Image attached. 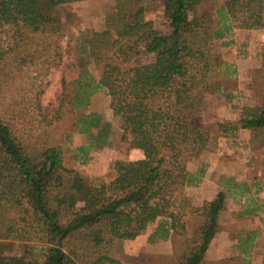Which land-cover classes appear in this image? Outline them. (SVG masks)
I'll use <instances>...</instances> for the list:
<instances>
[{
    "label": "trees",
    "instance_id": "obj_1",
    "mask_svg": "<svg viewBox=\"0 0 264 264\" xmlns=\"http://www.w3.org/2000/svg\"><path fill=\"white\" fill-rule=\"evenodd\" d=\"M84 1L0 0V244L22 246L15 255L0 248V264H133L124 242L153 224L148 242L170 238L173 256L152 264H208L225 194L187 207L183 191L202 170L190 171L183 154L203 151L213 133L234 140L244 131L249 146L264 148V45L249 76L258 104L233 105V121L207 120L204 104L210 87L231 99L238 71L221 50L236 30L264 26V0H225L203 13L197 8L208 0H159L167 32L147 20L148 0H113L115 25L63 47L72 38L71 6ZM42 66L35 79L60 71V92L47 106L41 85L18 84ZM73 69L78 75L68 80ZM97 92L120 112V142L143 158L118 164L108 181L86 183L65 166L63 148L74 134L85 136L73 150L85 166L111 145V124L91 109ZM18 97L28 102L20 106ZM29 114L42 130L26 139L19 123ZM56 129L60 136L50 140ZM242 186V195H264V181ZM248 200L246 208L264 214V200Z\"/></svg>",
    "mask_w": 264,
    "mask_h": 264
},
{
    "label": "rangeland",
    "instance_id": "obj_2",
    "mask_svg": "<svg viewBox=\"0 0 264 264\" xmlns=\"http://www.w3.org/2000/svg\"><path fill=\"white\" fill-rule=\"evenodd\" d=\"M224 2L225 0L217 2L208 0L197 8V12H213ZM146 7L147 20L151 21L156 28L167 32L168 16L161 2L159 0H148ZM71 11L73 23L70 28V36L72 38H68V40L64 39L62 42L63 47L66 46L68 41L71 40L72 42V39L79 40L81 36L86 35L90 31L104 30L116 23L113 0L78 2L71 6ZM2 34L3 31L1 32ZM232 39L234 44L223 48L221 53L225 60L234 63L237 67V87L231 94L230 100H226L222 96L215 94L211 87L207 89L204 103L205 118L207 120L233 121L238 115L237 111L232 108L233 105H255L259 103V97L250 87L249 76L251 71L261 64V50L264 45V26L255 27L250 31L237 30ZM146 60L147 57L141 58L140 62L144 63ZM44 69V66H42L38 71H26L22 80L18 81V84L34 83L36 86L41 85L39 101L42 105L47 106L60 92V71H53L50 74L48 72L46 76L35 79ZM77 75L78 70L73 69L67 73V79L73 80ZM17 102H19L20 106H23L28 101L27 99L23 101L18 97ZM91 109L102 113L104 119L111 124V145L96 151L93 161L85 166H81L73 160V150L85 142V136L74 134L70 142L71 145L63 148L65 166L76 170L81 179L86 183H91L96 178L108 181L114 177V170L118 164L137 160L138 158L136 149H131L126 144L120 142V127L122 125L120 112L118 109L110 107L109 98L103 92H97L91 97ZM35 119L29 114L26 123H19V127L23 130L22 133L26 136V139L37 136L40 133L41 128ZM43 130H46L45 133H48L46 135L49 140V128H43ZM50 133V140L58 139V136H60V131L57 129L50 130ZM249 139L250 135L244 131L240 132L234 140L225 139L213 133L203 151L196 152L190 149L183 154L187 168L195 172L198 166L202 167L205 165L204 170L212 166V169L215 171L214 178H223L227 177V174H231V176L239 180L237 182L239 183L238 189L235 190L239 193L243 188V184L246 186L252 184L255 180L264 181V148L255 149L249 146ZM183 194H185L183 203L187 207H191V201L186 197V194H189V196L191 194L190 186L184 189ZM248 196H252L253 199L259 198L260 201L264 200V195H255L253 189ZM261 225L264 226V221L261 222ZM0 248L5 255H15L20 253L22 246L17 243L10 244L5 242L0 244ZM255 251L254 264H262L264 259V234L259 238V245Z\"/></svg>",
    "mask_w": 264,
    "mask_h": 264
},
{
    "label": "crops",
    "instance_id": "obj_3",
    "mask_svg": "<svg viewBox=\"0 0 264 264\" xmlns=\"http://www.w3.org/2000/svg\"><path fill=\"white\" fill-rule=\"evenodd\" d=\"M135 151L138 155L137 160L142 159V151L138 149ZM204 166L196 168V171L198 168L202 170V177L198 184L190 186V196L186 194L191 206L200 207L203 202L213 200L220 191L225 194L224 208L218 215L217 231L209 243L204 262L254 264L255 250L259 245V238L264 234V226L261 225L264 214L246 208V203H249L248 199L252 196L235 191L239 186L236 177L227 174V177L214 178L215 171L212 166L207 170H204ZM155 225L147 227L133 239L124 242V252L136 261L133 264H152V260L173 256L170 238L154 243L148 242Z\"/></svg>",
    "mask_w": 264,
    "mask_h": 264
}]
</instances>
